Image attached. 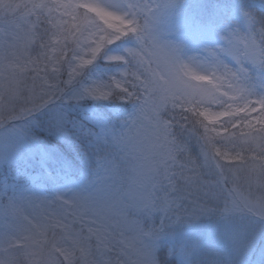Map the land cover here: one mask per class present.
Returning <instances> with one entry per match:
<instances>
[{
    "label": "snow or ice",
    "instance_id": "6c2138e0",
    "mask_svg": "<svg viewBox=\"0 0 264 264\" xmlns=\"http://www.w3.org/2000/svg\"><path fill=\"white\" fill-rule=\"evenodd\" d=\"M0 264H264V0H0Z\"/></svg>",
    "mask_w": 264,
    "mask_h": 264
},
{
    "label": "rangeland",
    "instance_id": "374dc122",
    "mask_svg": "<svg viewBox=\"0 0 264 264\" xmlns=\"http://www.w3.org/2000/svg\"><path fill=\"white\" fill-rule=\"evenodd\" d=\"M209 3L212 4H230L233 3L234 0H208ZM249 3H252L253 0H248ZM256 2H258V0H256Z\"/></svg>",
    "mask_w": 264,
    "mask_h": 264
}]
</instances>
